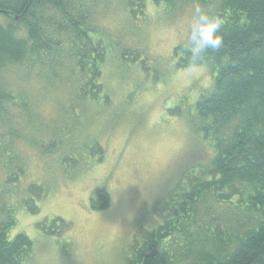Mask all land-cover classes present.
<instances>
[{
    "label": "rangeland",
    "instance_id": "obj_1",
    "mask_svg": "<svg viewBox=\"0 0 264 264\" xmlns=\"http://www.w3.org/2000/svg\"><path fill=\"white\" fill-rule=\"evenodd\" d=\"M97 2L99 89H77L87 77L68 53L0 73V223L32 241L26 264H125L138 231L159 219L152 208L214 153L193 123L212 75L174 55L202 6L168 13L145 0L139 14L125 0ZM103 188L108 205L92 209Z\"/></svg>",
    "mask_w": 264,
    "mask_h": 264
},
{
    "label": "trees",
    "instance_id": "obj_2",
    "mask_svg": "<svg viewBox=\"0 0 264 264\" xmlns=\"http://www.w3.org/2000/svg\"><path fill=\"white\" fill-rule=\"evenodd\" d=\"M97 1L0 0V73L68 53L87 77L77 89H99L98 41L89 36ZM151 1L168 13L196 2L221 24L222 46L197 64L213 82L199 93L193 122L214 153L185 169L152 208L159 219L138 231L125 264H264V0ZM125 2L144 13L145 0ZM174 55L178 67L192 65L185 43ZM3 87L0 80V103ZM100 191L92 209L108 205ZM11 222L0 223V264H26L32 241L21 232L9 237Z\"/></svg>",
    "mask_w": 264,
    "mask_h": 264
},
{
    "label": "clouds",
    "instance_id": "obj_3",
    "mask_svg": "<svg viewBox=\"0 0 264 264\" xmlns=\"http://www.w3.org/2000/svg\"><path fill=\"white\" fill-rule=\"evenodd\" d=\"M220 28L221 24L215 16L210 15L200 6H195L185 43V48L191 53L192 65L201 63L204 54L209 50L215 51L222 46Z\"/></svg>",
    "mask_w": 264,
    "mask_h": 264
},
{
    "label": "bare ground",
    "instance_id": "obj_4",
    "mask_svg": "<svg viewBox=\"0 0 264 264\" xmlns=\"http://www.w3.org/2000/svg\"><path fill=\"white\" fill-rule=\"evenodd\" d=\"M185 2V1H184ZM184 6V5H183ZM157 18V17H156ZM144 35V34H143ZM181 41V40H180ZM167 63V62H166ZM163 66V65H162ZM47 150V149H46ZM81 219V218H80ZM78 222V221H77ZM46 243V242H45ZM30 261V260H29ZM32 262V261H31Z\"/></svg>",
    "mask_w": 264,
    "mask_h": 264
}]
</instances>
